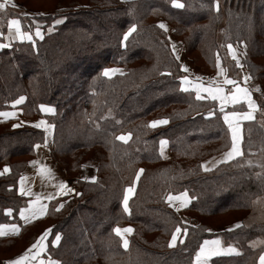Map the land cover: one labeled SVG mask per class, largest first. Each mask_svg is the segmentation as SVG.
Segmentation results:
<instances>
[{
	"label": "trees",
	"instance_id": "16d2710c",
	"mask_svg": "<svg viewBox=\"0 0 264 264\" xmlns=\"http://www.w3.org/2000/svg\"><path fill=\"white\" fill-rule=\"evenodd\" d=\"M179 2L184 7H173L171 0H72L56 13L38 15L39 23L31 20L32 25L18 15L33 42L16 40L0 48V111L25 96L17 105L22 116L43 117L52 127L53 160L64 171L77 172L83 162L93 161L98 173L92 183L78 181L75 196L64 201L59 211L50 206L44 220L20 225L14 238H0V248L18 254L48 223L51 236L61 238L56 246L49 245L46 255L59 264H194L202 241L215 236L235 246L239 254L214 257L210 264L256 263L264 251V163L259 175V169L244 166V161L255 153L264 157V129L257 117L243 122L241 157L202 172L204 159L230 146L224 113H241L244 103L220 107L215 100H197L191 91H181L179 62L157 22L172 23L175 36L185 43L186 55L196 50L204 64L212 58L206 54L211 46L215 56L223 52L216 50L220 37L245 35L238 43L243 45L242 66L264 89V64L257 63L264 58V0ZM214 3L225 5L230 27L226 34H218L220 9ZM27 9L21 0H11L0 14L13 10L25 14ZM58 19L62 23L56 24ZM132 24L136 31L122 47L123 33ZM37 25L42 39L33 32ZM6 29L2 25L0 44ZM186 30L193 34L191 39ZM107 66L124 73L105 77L102 71ZM235 73L233 80L241 85ZM81 74L88 75L82 88L78 87ZM41 105L52 106L54 112L43 115ZM155 111L168 123L145 130L143 121ZM11 124L0 123V165L9 166V173L0 177V224L20 223L18 213L27 198L17 193L18 179L34 155V146L44 142L42 130L14 129ZM125 129L132 138L123 143L116 137ZM161 139L168 142L169 162L158 151ZM138 168L143 172L125 213L121 193L134 182ZM182 192L190 198L185 212L198 221L196 226L184 225L165 200L170 193ZM234 213L238 218L230 219ZM215 216H228L226 226H240L212 232L208 221ZM116 227L133 229L126 249L114 232ZM176 227L187 232L182 231L176 245L169 247Z\"/></svg>",
	"mask_w": 264,
	"mask_h": 264
},
{
	"label": "snow or ice",
	"instance_id": "6c2138e0",
	"mask_svg": "<svg viewBox=\"0 0 264 264\" xmlns=\"http://www.w3.org/2000/svg\"><path fill=\"white\" fill-rule=\"evenodd\" d=\"M11 2V0H3V3H0V10H3L5 8V6L7 4H9ZM172 6L176 7V8H182L184 7V5L182 3L179 2V0H171ZM215 7L218 8V5H215ZM56 24H60L62 23V20H56L55 21ZM7 27L9 29V32L12 33V30H15V38H18L20 40H32V36L28 33V32H24L21 30V24L20 21L18 19H10L7 22ZM158 27L161 29H164L165 31H167L166 25L164 23H159ZM49 31H51V29H49ZM136 31V25L132 24L127 31H125L123 33V37L121 40V46H124V42L127 41L129 39V37L132 35L133 32ZM35 35L38 38H43L41 31L39 29V27L36 28L35 31ZM7 45L4 44H0V48L2 47H6ZM228 49H229V53L232 55V58L234 60H236L237 66H241L240 65V61L237 58L235 52L232 49V45L229 44L228 45ZM172 52L173 55L176 56V59L179 60V55L176 52V46L173 44L172 45ZM216 68H217V75H223L224 73V69L221 68V64H220V59L219 57H217V61H216ZM181 70L184 72H188L189 69L187 67H185L184 65H181ZM120 72L119 69L117 68H105L102 72V75L105 77H111L113 74ZM123 74V73H121ZM248 79H250L249 76H245L244 80L247 81ZM215 83V82H212ZM212 83H210L209 85H205L201 82V78L200 77H196L195 81L191 80L188 76H184L181 78V84H180V88L181 91H194L195 95H196V99L200 100V99H204V98H211L212 100L215 101H219L221 103V105H226L228 103H238L241 100H244L247 102L248 104V108L250 109L248 112L245 113H240V112H230L224 115V122L225 124L228 125V129L229 132L231 133V139H232V146L231 149L226 152L224 154L223 160L224 162L233 159L235 156L240 155V148H239V141H240V136H239V124L237 123L239 120H251L253 118L252 116V112L255 110L256 105L255 103L252 101L249 90L247 87H241L239 84H237L235 81L231 80V79H227L225 78L223 80L224 84H230L233 85V90L225 95L224 94V88L221 87L219 84H216L215 86H212ZM202 93H206L207 96H202ZM24 100V97L21 96L15 103H20L21 101ZM41 110L42 111H47V112H53L54 109H52L51 107H45L44 105H41ZM221 110H223V108H221ZM209 116L212 115L211 113L208 114ZM9 116H14V113H9V112H0V117H9ZM44 121H41L39 123H37L35 126L36 127H40L41 124H43ZM168 123V119L167 118H163V119H156L153 121H150L148 124V127H157L160 125H164ZM18 125H13V128L17 127ZM130 136V134L128 135H120L117 136L116 139L117 140H121V141H127L128 137ZM167 144L166 140H161L160 141V145H161V154H163V148L164 146ZM47 145V141H45V146ZM34 147H39V145H35ZM203 167V165H202ZM9 169L7 168V166L4 168V172H8ZM41 174H45L47 173L48 175H51L50 170L47 168H41L40 169ZM143 172V169H140L136 172V178L138 179L139 176L141 175V173ZM88 179V178H85ZM95 177H91V180L94 182L95 181ZM24 178L21 177V182H23ZM134 184L135 182H133L132 186L127 187L124 190V196H123V210L125 213L129 212V207H128V201H129V196L130 194H132L133 192V188H134ZM59 188L61 190L64 191L65 194L73 192L74 189H71L69 187H67V185L64 182H61L59 185ZM20 194L22 195H29V191L25 190V188L21 187L19 189ZM77 195H79V193H77ZM49 199H51V197H49ZM39 200V197H37L36 201H32L29 203L28 207L26 209H21L20 210V218L25 222H29L31 219H35L37 216H42L45 213V206L40 205V206H36L37 202ZM168 200L169 201H173V200H179L180 201V207H184L186 206V204L189 202V198L187 197V194H182L181 196H177V197H173L172 195L168 196ZM63 207V204L57 205L56 207V211H59L60 208ZM9 212V214L11 213V210H7ZM240 225H236L235 227H239ZM5 227H10V233H6L4 231ZM49 230H45L44 234L37 239L33 244H31V246L25 250V252L23 253V255L19 256L16 259H12L6 262V264H24V262L26 260H28L30 257L32 259H35L36 257H38L40 255L41 252L44 251L45 249V245L42 243V241L47 237ZM133 231V229H131L130 227L128 228H124V229H120L119 227L114 229V232L120 236L121 240L123 241V247L127 248L128 247V240L125 239L124 237V233H131ZM187 232V229H181L180 227H176L175 231L171 234V240L169 241V247H173L175 242L177 241L178 235L181 232ZM19 233V227L15 224L10 225V226H5V225H0V237L5 236L6 234H12V235H16ZM60 235L56 234L55 239L52 241L53 246H55L57 244V242L60 240ZM181 243L183 242L182 240L180 241ZM35 250V251H34ZM222 254H239L238 250L232 246H229L228 248H223L221 247V242L219 240H213V241H207L205 240L203 242V244L200 245L199 251H197L195 259H194V264H209V260L211 257L214 256H219ZM39 264H44V261L41 260L39 262ZM48 264H59L58 261H53V260H49ZM259 264H264V253H262L259 257Z\"/></svg>",
	"mask_w": 264,
	"mask_h": 264
},
{
	"label": "rangeland",
	"instance_id": "374dc122",
	"mask_svg": "<svg viewBox=\"0 0 264 264\" xmlns=\"http://www.w3.org/2000/svg\"><path fill=\"white\" fill-rule=\"evenodd\" d=\"M25 5H26V7L28 8L27 9V11H26V13L25 14H22L20 11H17V10H13L12 12H10V13H8V14H5V15H3V14H0V30L2 29V25H4V24H6L7 25V22H8V20H10V19H18L19 20V17H18V15L19 16H22L23 18H28L29 19V22L31 23V25H32V22H31V20L34 22V23H36V24H38L39 22H38V20H37V18L38 17H40V16H38V15H42V14H45V13H49V12H54V13H56L57 12V10H55V9H58V7H65V6H67L72 0H21ZM124 1H128V0H124ZM217 1H219V0H217ZM1 3V2H0ZM217 5V4H216ZM214 7H215V3H214ZM225 5L224 6H222L221 4L218 6V8L217 7H215V9L216 10H218V9H220V13H219V18H220V25H218L217 26V30H218V34L220 33H224L225 32V34L227 33V32H229L230 31V27H229V25H228V21H227V18H226V16H227V14L225 13ZM33 12H32V11ZM242 10L244 11V9L242 8ZM251 11H253V8H252V10ZM257 11L256 10H254V13H256ZM59 13V12H58ZM244 14V13H243ZM24 15V16H23ZM250 15H251V13H250ZM60 20H63V19H60ZM20 21V20H19ZM159 23H164L165 25H166V28H167V31H165L164 29H161L165 34H166V37H167V39H168V42H169V46H170V50H171V53H172V55H173V52H172V48H171V42H172V40H176V41H179V42H182L183 43V41L182 40H180V38L179 37H177V36H175V32H174V26H173V24L172 23H169L168 21H165V20H163V19H159L158 20V22H157V25L159 24ZM20 24H21V22H20ZM37 27H39V25H37V26H35V27H33L34 28V31L33 32H35L36 31V28ZM190 30L192 29V27L191 28H189ZM21 30L22 31H24L23 29H22V24H21ZM1 32V31H0ZM24 32H26V31H24ZM30 34V33H29ZM2 35H4V41H3V44L4 45H9L12 41H16V40H20V39H18V38H15V30L13 29L12 30V33H10L9 32V29H8V27H7V29L4 31V33L2 34ZM30 35H32V34H30ZM185 36H187V37H189L190 36V31L189 30H186V32H185ZM192 37H193V34H192ZM191 36H190V39L192 38ZM229 38V37H228ZM245 38H247L245 35H242L240 38H239V36H237V38H234V37H231L230 39H224V40H221V37L219 38V43H218V45H217V49L216 50H218V49H222V53H220V52H217V54H216V56L214 55V53H213V50H214V47L213 46H211L212 48L210 49V52L209 53H207L206 52V54L209 56V55H211L212 56V58L208 61V63L207 64H204V63H202V61H201V59H200V54L198 55V53L196 52V50H192V52H191V55H189V54H187L186 55V46H185V43H183L182 45H183V55H182V57H184V58H188L189 60H190V64H191V68L193 69V72H194V74H191V75H188L187 74V76L191 79V80H193V81H195V78H196V76H197V74H195V72H198V73H200L199 74V76L202 78L201 79V82L202 83H204V84H206L207 82H203L204 80H206V79H208L209 78V80L211 81V82H216V83H219V85L220 86H222V87H225L224 89H230L231 90V85L230 84H224L223 83V80L225 79V78H227V79H231V80H233V73H235V78L236 79H238V80H241V79H243L244 78V76L242 75V73H246L249 77H251L250 76V74L248 73V71L246 70V68H244L243 66L241 67V66H237V63H236V60H234L233 58H232V55L229 53V49H228V45L229 44H231L232 45V49H233V51L235 52V54H236V56H237V58L239 59V61H240V65H242V55H241V52H240V47L241 46H243L242 44L241 45H239L238 43L239 42H241V41H243V40H245ZM231 39H234V40H231ZM236 40V41H235ZM21 41V40H20ZM23 41H29V40H23ZM31 42H33V38H32V40H31ZM202 43H199V47L200 46H202L201 45ZM213 49V50H212ZM189 55V56H188ZM174 56V55H173ZM207 57V56H206ZM217 57H219V59H220V64H221V68H223L225 71H224V73H223V75H217V68H216V61H217ZM174 58L176 59V57L174 56ZM208 58V57H207ZM177 60V59H176ZM257 60H261V61H257V63H259V64H264V62H262L263 60H264V58L263 59H257ZM178 62H179V65H180V71H181V75H180V84H181V78L182 77H184V76H186V74L184 73V71H182L181 70V65H182V62H181V58H179V60H177ZM213 61H214V63H213ZM140 63H142V60L141 61H139ZM139 63V64H140ZM39 65H42V64H39ZM113 66H107V67H105V68H112ZM104 68V69H105ZM113 68H117V69H119L120 70V72H117V73H115V74H113L112 76H111V78L112 77H114V76H116V75H121V73H124V71L122 70V69H120V68H118V67H113ZM210 68H212L213 69V71L212 70H210ZM103 69V70H104ZM103 72V71H102ZM196 75V76H195ZM81 76H82V78H81ZM81 76H80V83H79V85H78V87H83L84 85H83V82L85 81V79H86V77H88V75H84V74H81ZM108 78H110V77H108ZM218 79V80H217ZM234 81V80H233ZM213 84H215V83H213ZM257 84V83H256ZM262 84H263V86H264V82H262ZM258 85V87H259V89L260 90H257V91H254L252 94H251V96H252V99H253V101H254V103H255V105H256V111H255V116H254V118L255 117H257V123L260 125V127L262 128V129H264V89L259 85V84H257ZM192 93H194V95H195V92L194 91H191ZM76 96V95H75ZM196 96V95H195ZM21 97V96H20ZM19 97V98H20ZM25 99H26V97L25 96H23ZM24 102V100L23 101H21L20 103L22 104ZM218 104V103H217ZM44 106H49V105H44ZM52 109H54L52 106H50ZM84 107V106H83ZM85 109H87L88 108V105H87V108L86 107H84ZM244 108L246 109V105L244 104ZM244 109V110H245ZM243 110V111H244ZM54 112V111H53ZM52 112V113H53ZM51 113V114H52ZM225 114V113H224ZM90 117V116H89ZM166 118V117H165ZM156 119H163L162 117H161V114H157L156 113V111L155 112H152L151 114H149L146 118H145V121H143V123H142V125L144 126V128H145V130H148V131H154V130H156V129H158V128H160L161 126H158V127H154V128H152V127H148V124H149V122L150 121H153V120H156ZM227 126V125H226ZM228 128V127H227ZM124 131H126V132H123V133H121V135H128V134H130V136L128 137V139H127V141L130 139V138H132V132L130 131V130H128V129H125ZM228 135H229V139H230V146H231V137H230V132H229V129H228ZM120 136V135H119ZM52 138H53V135H52ZM242 138H243V127H242V136H241V140H240V153L242 154ZM119 141H121V140H119ZM126 141V142H127ZM121 142H123V143H126L125 141H121ZM169 146V145H168ZM230 146L228 147V148H222L223 150L222 151H220L219 153H217V154H222V153H224V152H226L227 150H229V148H230ZM170 150V149H169ZM158 151H159V143H158ZM217 154H214V155H217ZM241 154L240 155H238V156H236V157H234L233 159H231V160H228V161H226V162H224V163H221V164H226V163H231V162H233V161H235V160H237L238 158H240L241 157ZM256 155L254 156V157H252V158H249V157H247V158H245V164H244V166H252V167H255L256 169H259L260 167H262L263 166V164L262 163H264V157H263V155H257V153H255ZM211 156H213V155H211ZM211 156H209V157H211ZM172 159V155H171V152H170V157L168 158V159H165V161H170ZM207 159V158H206ZM205 160V159H204ZM203 160V161H204ZM202 161V162H203ZM202 162L200 163V170L202 171V172H204V173H206L205 171H203L202 170ZM86 163H93V164H95L96 165V174H95V178L97 177V173H98V171H97V163L96 162H93V161H86V162H83L82 163V165H81V168H80V171L79 172H77V169H73V168H71L69 171H65L66 172V177L68 178V180L71 182V184H72V187H73V189H74V191H73V193L72 194H69V195H65V196H63V197H61V198H58V199H56L54 202L55 203H57V202H61L60 204H63V202L64 201H69V200H71V199H73V197L75 196V194H76V191H77V189H78V186H77V183H78V181H80V182H87V183H92L93 181H91V180H89V181H87V180H85V179H83L82 177H81V173H82V170H83V167H84V165L86 164ZM220 165V164H219ZM218 165V166H219ZM255 165H257L258 167H256ZM69 167L70 166H68V169H69ZM252 169V168H251ZM138 170H140V168H138V169H135L134 170V172H133V175H134V182H135V184H134V188H133V192H132V194H130V196H129V201H130V199L133 197V195H134V193H135V189H136V183H137V178H136V172L138 171ZM207 173H209V172H207ZM259 175H262V170H260L259 169V171L257 172ZM142 174V173H141ZM256 174V173H255ZM96 180V179H95ZM133 185V183L132 184H130V185H127V186H125L124 188H123V190H122V196H121V200L123 201V196H124V190L127 188V187H129V186H132ZM178 194V193H177ZM169 195H176V194H168L166 197H165V200H166V202L167 203H169V201H168V196ZM188 196V195H187ZM189 198V197H188ZM190 199V198H189ZM128 201V202H129ZM59 204V205H60ZM122 205H123V203H122ZM51 206H54V204L52 203V205ZM169 206H170V204H169ZM171 207V206H170ZM173 209V208H172ZM174 210V209H173ZM175 212H177L176 210H174ZM178 213V212H177ZM179 214V213H178ZM235 215L234 216H232L230 219H233V218H238V214L237 213H234ZM180 216V215H179ZM45 219V218H44ZM44 219H39V220H37V221H42V220H44ZM230 219H229V217L228 216H215V217H213L212 219H210L209 221H208V223L211 225L210 227H212V228H215L216 226H219V228H221V227H224V226H226V225H228L229 224V222H230ZM36 222V221H35ZM34 223V222H33ZM16 224H18V223H16ZM30 224H32V223H30ZM20 225H24V224H22L21 223V221H20V223H19V226ZM117 228V227H116ZM50 229V231H49V235H48V239H47V247H46V250H48V247H49V245H51V246H53V244H52V241H53V239H54V237L56 236V235H53V236H51V229H52V226L50 225V224H48V223H46V224H44L43 225V228H42V230L40 231V232H42V231H44V230H49ZM31 232H32V230H31ZM38 232V231H37ZM40 232H38V234L40 233ZM37 234V235H38ZM76 234H78V231H76ZM36 235V236H37ZM117 235V234H116ZM77 238H78V235L76 236ZM120 237V236H119ZM120 240H121V238H120ZM260 243H261V241H260ZM229 245H231V244H229ZM231 246H233V245H231ZM235 247V246H234ZM10 253V254H9ZM197 253V252H196ZM11 254H13V255H15V254H17V253H14V252H11L9 249H4V248H0V258H4V259H6V258H9V257H11V256H13V255H11Z\"/></svg>",
	"mask_w": 264,
	"mask_h": 264
},
{
	"label": "crops",
	"instance_id": "0c3cea01",
	"mask_svg": "<svg viewBox=\"0 0 264 264\" xmlns=\"http://www.w3.org/2000/svg\"><path fill=\"white\" fill-rule=\"evenodd\" d=\"M173 44L176 46V52L179 55V58H181L182 65H184L185 67H187L189 69L188 72H184L186 74V76H187V74L188 75L194 74L193 69L191 68L190 60L188 58L182 57V55H183L182 54L183 53V45L182 44L183 43L179 42V41H176V40H172L171 48H172ZM195 74H197V76L195 75L196 77H200L199 76L200 73L195 72ZM242 75L244 77L248 76L246 73H242ZM240 81H241V85L240 86L241 87H247L248 90H249L250 96H251V94L254 91L260 90L258 85H257L258 83L253 81L251 77L247 81H245L244 78L241 79ZM203 82H207L205 85H209L210 83H212L209 80V78L204 80ZM216 84H219V83H215V84L212 83V86H215ZM223 88H225V87H223ZM232 90H233V88H231V90L230 89H224V94L227 95ZM202 96L206 97L207 94L206 93H202ZM209 99H211V98H209ZM251 99H252V96H251ZM252 101H253V99H252ZM216 102L218 103V105L220 107L233 106V105L237 104V103H235V104L228 103L226 105H221V103L219 101H216ZM240 102H243L246 105V109L243 112H241V113L248 112L250 109L248 108L247 102L244 101V100H241L238 103H240ZM17 105H18V103H15V104H13L12 108H10L8 110L0 111V112L14 113V116L0 117V123H7V122L12 123L11 124L12 128H13L14 124L18 125L15 128H21L23 126H31V127L36 128V129L42 130L44 132V142H43V144H37V145H39V147H34V155L29 160L27 166L21 172L20 177L18 179V184H17V193H18V195L27 198V202L25 203V205L21 209H26L30 202L37 200V197H39V200H38L36 206L37 207L40 206V205L45 206L44 215L37 216L35 219H31L27 223H25L20 218V215H19L20 211H19V213H18L19 220L21 221L22 224L28 225L30 223H33V222L39 220V219L45 218L50 206L52 205V203L54 204L55 207H57V205H59L61 202L55 203L54 201L56 199L61 198V197L65 196V195H69V194L73 193V192H70V193L65 194L64 191L59 188V185H60L61 182H64L67 185V187H69L71 189H73V187H72L71 182L66 177V172L64 171V169L57 162H55L53 160L52 156H51V147H52V127H51V125L48 124L47 120L45 118H43V117L26 118V117L22 116V113H21L20 109L17 107ZM45 107H50V106H45ZM40 111L45 116L50 115L52 113V112L42 111L41 107H40ZM255 111H256V108L252 112L253 118L255 116ZM227 113H230V112H226L225 114H227ZM224 115H223V119H224ZM41 121H44V123L41 124L40 127H36L35 125L37 123L41 122ZM245 121H248V120H239L237 122L239 124V129H240V131H239L240 140H241V136H242V123L245 122ZM164 125H166V124H164ZM160 126H163V125H160ZM227 127H228V125H227ZM230 137H231V133H230ZM163 140H165V139H163ZM45 141H47V145L46 146H45ZM160 141H159V153H160V156H161V158L163 160L168 159L170 157V150H169L168 142L163 148V154H161ZM231 146H232V139H231ZM231 146H230L229 150L231 149ZM239 148H240V141H239ZM229 150H227L226 152H228ZM226 152H224L222 154L213 155V156L208 157L207 159H205L202 162V165H203L202 170L205 171V172H211L219 164L224 163L223 157H224V154ZM6 166L9 169V166L7 164H1L0 165V177L4 176V175H7L9 173V171L6 172V173L4 172V168ZM41 168L49 169L51 175H48L47 173L41 174V172H40ZM95 174H96V165L93 164V163H86L84 165V167H83V170H82V173H81V177L83 179L88 178V179H85V180L89 181V180H91V177H95ZM21 177L24 178L23 182H21ZM21 187L25 188V190H28L30 194L29 195L20 194L19 189ZM182 194H185V192L173 195V197L181 196ZM49 197H51V199H49ZM189 202H190V199H189ZM189 202L184 207H180V201L179 200L169 201L168 204H170V206L179 213L181 222L184 225L196 226V225H198V221L195 218L187 215L186 212H185V209L188 207ZM7 214L11 217L12 213L9 214V212L7 211ZM13 224H15V225H17L19 227V233H20L21 226H19V224H16L14 222H10V223H4V224H0V225L10 226V225H13ZM236 225H239V223H233L230 226H226V227L214 228L211 231L216 233V232H219V231H221L223 229L230 230V229L236 228L235 227ZM124 228H128V227H120V229H124ZM4 231L6 233H10V227H5ZM44 232H45V230L40 232L35 237L34 241L31 244H33L37 239H39L44 234ZM18 234H16V235L6 234L5 236H2L0 238H14V237L18 236ZM129 234L130 233H124L125 239L128 240ZM48 235H49V233H48ZM48 235L42 241V243L45 245L44 251L41 252L40 255L38 257H36L35 259H32L30 257L28 260H26L24 262V264H39V262L41 260L44 261V264H48V261L51 259L50 257H48L46 255V247H47ZM55 237H54V239H55ZM180 237H181V233L178 235L177 241H178V239ZM205 240H207V241L219 240L221 242V247H223V248H228L229 246H231L229 244H224L222 239L219 236L211 237V238H208V239H205ZM205 240H203L201 244H203V242ZM59 241L57 242V244L59 243ZM177 241L175 242L174 246L176 245ZM121 243H122V246H123V241L122 240H121ZM31 244L29 246H27L26 248H24L23 250H21V252H19L16 255H13V256H11L9 258H6V259L0 258V264H6L7 261L12 260V259H16L19 256L23 255L25 250L28 249L31 246ZM232 247H234V246H232ZM234 248H236V247H234ZM198 251H199V249H198ZM262 253H264V251L259 254L255 264H259V257H260V255ZM233 255H236V254H222V255H219V256H233ZM214 257H218V256H214ZM214 257L210 258L209 264H210L211 259L214 258ZM194 259H195V257H194ZM51 260H53V259H51ZM53 261H55V260H53Z\"/></svg>",
	"mask_w": 264,
	"mask_h": 264
}]
</instances>
